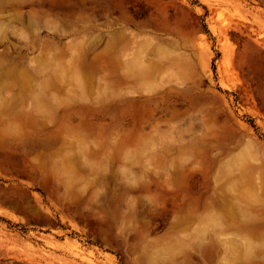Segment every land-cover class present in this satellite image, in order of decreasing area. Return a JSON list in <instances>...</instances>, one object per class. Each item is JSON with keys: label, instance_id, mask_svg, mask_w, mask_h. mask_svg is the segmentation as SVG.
<instances>
[{"label": "rangeland", "instance_id": "obj_1", "mask_svg": "<svg viewBox=\"0 0 264 264\" xmlns=\"http://www.w3.org/2000/svg\"><path fill=\"white\" fill-rule=\"evenodd\" d=\"M0 264H264V0H0Z\"/></svg>", "mask_w": 264, "mask_h": 264}]
</instances>
